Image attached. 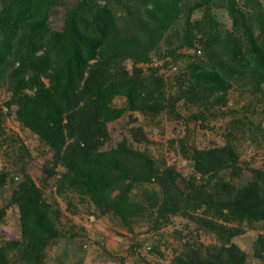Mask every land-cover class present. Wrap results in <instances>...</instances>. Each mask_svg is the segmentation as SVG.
<instances>
[{"label":"trees","instance_id":"trees-1","mask_svg":"<svg viewBox=\"0 0 264 264\" xmlns=\"http://www.w3.org/2000/svg\"><path fill=\"white\" fill-rule=\"evenodd\" d=\"M209 2L185 7L184 28L178 31L174 22L183 12L181 0H77L63 27L54 30L48 20L57 0H0V89L10 93L8 112L16 107L17 121L50 148L51 158L42 167L44 184L52 180L59 194L87 197L100 214H113L127 227L153 220L157 228L180 215L216 235L219 244L185 243L172 264H247L246 254L231 240L244 233V225L264 223V169H252L251 179L236 187L219 175L242 171L231 146L194 150L189 155L194 175L188 178L172 167L162 169L126 140L103 149L108 125L125 112L155 115L169 106L163 82L154 75L157 67L142 76L140 69L121 66L150 63L164 28H174L179 49L199 52L198 62L191 64L192 85L179 98L198 103L208 93H223L236 73L254 85L262 81L260 2L217 4L227 10L230 30L222 28L210 5L201 19L190 20ZM117 96L125 98L124 106L113 105ZM6 114L0 107V129ZM5 176L0 173V185ZM11 202L18 207L21 232L19 239L0 245V264H14L12 253L22 264H45L47 247L59 237L58 211L26 173ZM202 208V215L193 217ZM4 213L0 209V218ZM253 256L264 264V235L253 243Z\"/></svg>","mask_w":264,"mask_h":264},{"label":"rangeland","instance_id":"rangeland-1","mask_svg":"<svg viewBox=\"0 0 264 264\" xmlns=\"http://www.w3.org/2000/svg\"><path fill=\"white\" fill-rule=\"evenodd\" d=\"M77 0H57L49 13V25L54 30L63 27L65 14ZM202 0H181L183 12L174 22L175 29L182 31L186 18L185 7ZM194 10L191 21L202 18L207 7L222 24L231 29L230 16L224 8H218L225 0H207ZM246 0H237L243 7ZM264 11V0H258ZM252 9H248L251 12ZM173 29L164 28V36L151 54L150 63L123 62L129 72L133 67L142 76L154 72L163 82V93L169 106L159 114L127 111L117 121L108 125L109 137L103 149L117 146L122 140L136 150L147 153L162 169L172 167L182 178L194 175L189 155L194 150H207L231 146L239 158L242 170L235 176L230 170L219 173L225 181L236 187L251 179L252 169H264V78L254 85L239 73L229 80L225 92L206 95L198 103L179 98L192 85L191 64L198 62L194 49H179ZM254 33H259L254 27ZM199 36V34H198ZM10 99L6 88L0 89V107L7 113L0 129V173H5V183L0 185V245L6 240L19 239V210L11 202V194L28 174L42 189L45 200L58 211L56 226L59 237L46 249L45 264H172L185 243L206 246L219 244L216 235L204 230L196 221L180 215L170 216L167 222H159L153 228V220H143L124 225L113 214H100L94 204L76 192L59 194L51 180L42 182V167L51 158L50 148L35 134L20 124L15 116L16 107L8 110L5 102ZM173 103V104H172ZM113 105L122 107L125 98L117 96ZM58 167V171H62ZM182 189L181 179L177 180ZM135 193V191H134ZM203 208L192 212L193 217L202 215ZM237 226L236 224H232ZM244 233L232 238L247 256V264H263L253 256V243L264 235V223L255 228L243 226ZM14 264L20 263L10 254Z\"/></svg>","mask_w":264,"mask_h":264}]
</instances>
